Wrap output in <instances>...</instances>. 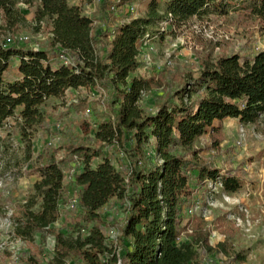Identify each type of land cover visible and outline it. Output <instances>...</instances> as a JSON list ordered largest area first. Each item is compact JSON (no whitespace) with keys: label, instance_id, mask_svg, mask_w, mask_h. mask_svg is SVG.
I'll list each match as a JSON object with an SVG mask.
<instances>
[{"label":"trees","instance_id":"1","mask_svg":"<svg viewBox=\"0 0 264 264\" xmlns=\"http://www.w3.org/2000/svg\"><path fill=\"white\" fill-rule=\"evenodd\" d=\"M20 1L35 6V23L48 22L52 38L45 47L0 39V131L18 134L30 158L34 134L45 125L42 107L48 98L83 86L105 89L107 98L92 119L93 136L59 146L45 139L30 173L38 178L12 215L13 236H54L53 264H67V257L75 264H200L199 248L215 249L206 236L181 239L185 207L207 181L237 190L241 172L212 165L194 143L210 133L217 147L223 119L254 123L264 115V47L252 55L230 53L204 61L198 76L152 111L141 104L151 80L134 74L142 66L139 41L155 32L171 34L169 26L180 27L210 9L222 12L230 0H148L138 16L134 4L144 0H101V17L85 14L86 0H0V17L8 29L27 24L17 7ZM248 7L264 23V0ZM80 124L90 125L84 118ZM4 143L0 133V146ZM74 155L82 163L74 176L81 204L75 236L54 226L62 213L65 168ZM118 202L126 213L115 242L99 223L102 208ZM216 249L244 261L240 253L232 256L225 243ZM17 264L42 261L19 255Z\"/></svg>","mask_w":264,"mask_h":264},{"label":"rangeland","instance_id":"2","mask_svg":"<svg viewBox=\"0 0 264 264\" xmlns=\"http://www.w3.org/2000/svg\"><path fill=\"white\" fill-rule=\"evenodd\" d=\"M147 1L135 3L133 14L143 15ZM252 1L230 0L222 12L210 9L180 27L169 26L171 34L161 37L155 32L150 38L140 40L142 66L134 74L151 80L141 104L155 110L176 88L198 76L204 61L230 53L252 55L264 47V23L251 13L248 5ZM17 7L27 24L8 29L0 17V39L23 40L34 47L49 45L50 25L42 22L37 26L35 6L20 1ZM83 8L90 17L102 16L101 0H86ZM98 90L97 86H83L48 98L42 107L45 125L34 134L30 158L25 143L19 145L18 134L6 136L5 131H0L5 135V143L0 146V264H17L19 255L28 254L39 257L42 264H53L54 236L42 237L36 233L28 239L14 237L12 215L27 199L32 183L38 178L30 173L45 139L59 146L74 137L93 136L92 119L100 115L96 112L107 98L105 89ZM82 118L88 121V127L80 124ZM217 137V147L210 133L198 137L194 147L212 165L241 172V186L233 192L225 191L219 182L207 181L198 187L195 199L185 207L187 226L182 229L181 239L192 242L199 235L206 236L215 251L199 248L200 264H264V115L254 123L225 118ZM62 153L59 152V157ZM79 192L74 180L65 178V196L60 202L62 213L54 223L63 233L73 236L77 228L75 216L81 210ZM125 213V204L121 202L102 208L103 221L99 227L107 239L116 242ZM218 243H225L232 256L243 255L244 261L218 251ZM65 260L67 264L76 263L69 257Z\"/></svg>","mask_w":264,"mask_h":264},{"label":"built area","instance_id":"3","mask_svg":"<svg viewBox=\"0 0 264 264\" xmlns=\"http://www.w3.org/2000/svg\"><path fill=\"white\" fill-rule=\"evenodd\" d=\"M81 166H82L81 159L77 155H74V161L71 163V165L68 167L67 171L65 172V178L74 180V176L76 173L79 172Z\"/></svg>","mask_w":264,"mask_h":264}]
</instances>
